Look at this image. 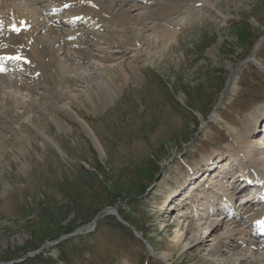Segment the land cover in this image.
I'll list each match as a JSON object with an SVG mask.
<instances>
[{
    "label": "rangeland",
    "instance_id": "obj_1",
    "mask_svg": "<svg viewBox=\"0 0 264 264\" xmlns=\"http://www.w3.org/2000/svg\"><path fill=\"white\" fill-rule=\"evenodd\" d=\"M67 14L50 19L66 48L52 45L45 22L36 33L57 58L52 74L0 73V264H264L251 235L264 191L197 221L221 187H243L235 174L246 161L231 154L264 106V0L193 4L164 46L123 25H62ZM208 156L223 161L210 168ZM181 198L191 203L171 210ZM107 207L128 224L112 214L93 222Z\"/></svg>",
    "mask_w": 264,
    "mask_h": 264
},
{
    "label": "bare ground",
    "instance_id": "obj_2",
    "mask_svg": "<svg viewBox=\"0 0 264 264\" xmlns=\"http://www.w3.org/2000/svg\"><path fill=\"white\" fill-rule=\"evenodd\" d=\"M204 2H209V0H0V24L2 27L0 35H10V38L0 37V72H8L10 67L13 66L15 68L18 67V69H16L18 70L17 73H19L21 68L29 66L30 70L38 73V78H43L46 72L49 75L52 74L53 69L56 65H58V62L57 58H54L51 51L48 50L46 45H44L42 40H40L36 35L41 27V24H43L40 21L45 22L42 30L49 28L52 30V35L48 38L50 39L52 45L55 46L59 44V42H64L65 48L66 45H70V42L65 40V37H67L68 34L64 33L63 29H59L50 21L53 11H58L59 13V11L62 10L68 13L67 18L65 16L63 21H61V24L65 23L71 27L76 26L74 24H77L78 26V23L92 26V23L97 21V23L100 22L98 24H101L102 28H114L123 25L124 30L126 29L134 32L136 39L139 38V35L148 33L153 35L156 41H162L164 46V43L167 44L171 43V41L177 40L181 20L180 16L185 13L191 5ZM44 4H46L44 6L46 8H43L42 5ZM28 8L32 11L28 10ZM95 8L98 10H103L105 8L107 9V14L104 12H97ZM47 10L49 11V14H47ZM53 19L54 21L57 22L58 20L59 22L57 16H53ZM88 21H91V23H88ZM5 22L9 26L6 25ZM4 25H6V28ZM70 34L75 35V32L71 31ZM96 40L99 46L106 42L105 44H108V48L116 47L117 44L118 47H123V41H119L117 38H111V40L105 41L96 37ZM139 42V40H134L130 43V45L140 50L138 46ZM100 49L102 51L106 50L105 47H100ZM122 53L126 54V51H122ZM149 55V52L144 53V56L146 57ZM13 59H17V65L12 64ZM9 60L11 62H9ZM251 62L253 64L255 63V65H261V63L255 58L252 59ZM121 71L123 73L124 69ZM66 81H69V79ZM87 97L89 101L93 100L92 96ZM116 98L117 96H112L111 99L116 100ZM262 118H264V106L259 107L257 112L253 113L251 116L249 125L252 133L250 135H245L244 138L238 141L237 147H234L233 153L231 154V156H235L236 159L246 161V166L241 168L240 171L235 174L238 176L236 181L239 180L238 178L240 176L243 177V181L245 180L246 185L244 189L239 192L235 191L234 193L229 194V190L226 191L225 189V191H223L221 187L219 189L221 191H216V193L211 197L210 204L208 206H204L203 210L199 212L197 221L205 224L207 222L206 219L210 216V213L214 214L215 210H217L219 206L224 208L226 212V208L233 211L234 209L245 206L244 202L238 206L239 198L235 200L234 205V198L242 192L248 191V189H250L253 185H261L264 189V159L261 158V155L264 153V139L261 140V145L255 149L250 147L254 144L256 145L258 142V140L255 141V138L261 131L260 128H258V125ZM84 126L86 127L85 124ZM205 160L206 163L209 164L210 168L216 167L220 160L221 162L223 161L220 159L213 163V158H210V156H208ZM230 170V172H233L232 169ZM215 174L217 175V173ZM208 179L209 178L206 177L207 181ZM206 187L208 186H205L204 188ZM262 188L261 190H263ZM253 197L252 199H255L256 195ZM258 200L259 198L257 197V200L255 199V201L257 202ZM188 203L191 202L186 201L185 198H181L179 200V204L182 208L183 206L185 207V205L187 206ZM176 206L178 205L176 204ZM212 214L211 216H213ZM194 216L195 215H192L191 219L194 218ZM188 217L189 216H187V218ZM263 219L264 215L261 216V220ZM212 224L213 222L211 225ZM197 225L195 226L189 224V226H192L195 230L199 229V226ZM260 225L261 224L256 226L257 230ZM167 227L170 228L172 226L169 225ZM187 231H190V229H186L185 232L187 233ZM246 231H249V228H247ZM180 240L181 237H179L178 241L171 245L168 251L164 252L160 257L168 260L172 251L178 247ZM195 246H197L195 243L190 244L189 248H193ZM257 249L261 253L264 250V245L258 244Z\"/></svg>",
    "mask_w": 264,
    "mask_h": 264
},
{
    "label": "water",
    "instance_id": "obj_3",
    "mask_svg": "<svg viewBox=\"0 0 264 264\" xmlns=\"http://www.w3.org/2000/svg\"><path fill=\"white\" fill-rule=\"evenodd\" d=\"M256 48V46H255ZM102 214H113L120 220L122 223L127 224V222L120 216L117 207H107L105 210L101 211L93 220L95 222Z\"/></svg>",
    "mask_w": 264,
    "mask_h": 264
},
{
    "label": "snow or ice",
    "instance_id": "obj_4",
    "mask_svg": "<svg viewBox=\"0 0 264 264\" xmlns=\"http://www.w3.org/2000/svg\"><path fill=\"white\" fill-rule=\"evenodd\" d=\"M18 30V29H17Z\"/></svg>",
    "mask_w": 264,
    "mask_h": 264
}]
</instances>
